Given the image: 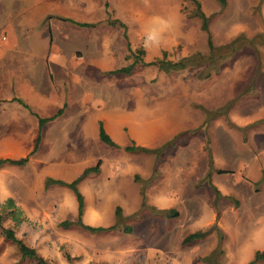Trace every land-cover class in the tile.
Returning <instances> with one entry per match:
<instances>
[{"label": "rangeland", "instance_id": "obj_1", "mask_svg": "<svg viewBox=\"0 0 264 264\" xmlns=\"http://www.w3.org/2000/svg\"><path fill=\"white\" fill-rule=\"evenodd\" d=\"M197 1L212 48L190 0H67L68 15L90 26L67 23L64 32L54 29L51 43L45 25L33 24L26 45L36 53L59 48L49 53V65L72 61L84 80L55 74L67 97L73 92L65 120L43 125L25 165L0 168V264H35L1 227L49 264H249L264 249L254 245L264 234V0ZM183 57L186 65L171 71L146 64ZM134 60L129 73L110 72ZM5 107L0 158L24 157L37 137L36 121L16 104ZM96 114L111 123L105 128L119 147L98 138ZM76 124L89 136L78 135ZM132 142L146 150H124ZM81 159L86 167L100 161L99 171L77 184L81 219L113 229L60 225L77 220V201L67 186L45 179L72 181L86 168ZM169 208L177 215L161 212ZM213 225L202 238L182 242Z\"/></svg>", "mask_w": 264, "mask_h": 264}, {"label": "crops", "instance_id": "obj_2", "mask_svg": "<svg viewBox=\"0 0 264 264\" xmlns=\"http://www.w3.org/2000/svg\"><path fill=\"white\" fill-rule=\"evenodd\" d=\"M66 4L67 0H0V117L3 116L4 112H7L5 105L16 104L18 105L19 110L22 108L30 111L36 121L35 123L38 131L37 137L39 132L43 129V125L46 123L45 122L42 127L39 128L38 117L50 118L57 114L58 111L62 110L59 115L56 117L54 116L52 120L50 119V121H47L45 126L59 117L65 120L67 115L65 110L68 106L67 101L70 102L73 96L72 92V96L67 97L68 90H65L63 86L54 83L55 74L60 76L62 72H72L76 74V78L80 79L79 81L74 80L75 82L82 83L84 80V74L82 73L83 68L72 61L65 63L63 66L53 63L55 69L52 65H49V53L55 51L61 52L59 48L56 47L55 49H52L50 46L45 51L41 50L40 53H36L34 52L35 50H31L26 45L27 40L31 38L30 34H34V23L39 22V24L43 26L45 25L46 30L42 29V32L46 31L49 34V41L51 43L54 29L56 31L64 32L66 29L71 28L67 23L71 22L72 24L74 22H83L82 20H76L77 18L73 15H68V11L65 7ZM83 7H85V3L83 4ZM86 11L92 12V7ZM22 56L25 57L24 60L22 59ZM35 56L38 57L37 63L34 62ZM25 60L28 62L30 61L31 64L29 65V68L26 66L28 63ZM26 70H28V72L23 73V71ZM78 73L81 74V77H79ZM16 99L21 100L28 106V108ZM95 116L96 119H98L99 126V117L101 116L100 114H96L94 117ZM117 117L121 123L125 122L124 113H119L116 115V118ZM103 118H105L106 122V120H109V115H104ZM144 123L146 125V122ZM110 124V122L107 124L105 123L103 126L104 128L106 125L107 127H110ZM75 127L77 134L81 135V137H85V135L89 136V130H84L83 124H80L79 126L76 124ZM109 129L110 128L106 130L105 128L106 132L119 147L118 140L113 135L112 129ZM130 138L131 136L128 137V139ZM261 157H264V150L260 153L259 158L261 159ZM79 164L86 167L84 166V159L78 160V165ZM89 164V159H85V165ZM253 171V169L250 171L251 175H254L252 176V179L256 180L257 177H259V173ZM262 237L260 238V241L254 245L262 246L264 248V234Z\"/></svg>", "mask_w": 264, "mask_h": 264}, {"label": "trees", "instance_id": "obj_3", "mask_svg": "<svg viewBox=\"0 0 264 264\" xmlns=\"http://www.w3.org/2000/svg\"><path fill=\"white\" fill-rule=\"evenodd\" d=\"M195 4L196 7V15H198L201 18V25L200 28L202 31L206 32L207 37H208V45L209 47H213L212 46V41L209 35V30H208V18L206 17L205 13L201 10L200 7V3L197 0H190ZM113 23V22H112ZM78 24V23H77ZM79 25H83V26H90L88 23H79ZM142 54V50H139V55ZM187 62V58L183 57L182 59L178 60V61H171V60H165V59H161V60H156V61H152V62H148L146 64H155L158 65L159 68L166 70V71H171L177 68H183L186 65ZM136 64V61L134 60L131 64L124 66V67H120L118 69H114L111 70V73H129L133 66ZM17 100V99H16ZM20 103H22L25 107L28 108V106L26 104H24L21 100H17ZM62 112V110L58 111L57 114H55L54 116L56 117L57 115H59ZM53 116V117H54ZM53 117L50 118H41L38 117V125L39 128L42 127V125L47 122L48 120L52 119ZM98 135H99V139L109 145V146H113V147H118V145L112 140V138L110 137V135L106 132L102 122H99V126H98ZM39 142V135L37 137V140L35 142V145L33 147V149L30 151V153H28L26 156L21 157V158H17V159H12V158H0V168L3 167L6 164L9 165H25L28 162L29 156L34 153L37 149V145ZM135 149H140V150H146L145 148H143L142 146H138L135 145L134 142H132L129 145L124 146V150H135ZM99 164L100 161H98L94 166H90L85 168L75 179H73L72 181L69 182H65L64 180L61 179H57V178H52V177H47L45 179V184L46 185H50V184H56V185H65L67 186L69 189H71V191L74 193L76 201H77V220L75 222L69 221V220H63L60 222V225L63 227H67L70 224H76L79 225L80 227L87 229L91 232H98V231H107L109 229H113L115 227V225H111V226H92V225H88L85 224L81 217L83 214V208H84V198L82 193L79 191L77 184L85 177L87 176L89 173H97L99 170ZM213 189L216 193H219L218 190L213 186ZM8 204V206H12V201L10 199H7L6 201ZM11 214L14 213V210H11ZM161 212L165 213V215L167 216H171L174 217L177 215V211L173 208H169V209H165V210H161ZM120 213V207H116L115 209V214L118 215ZM14 215V214H13ZM14 217V216H13ZM2 216L0 215V222H1ZM212 228H216V225H213L210 229L208 230H197L195 232L189 233L188 235H186L182 242L183 243H187V242H191L195 239H199L202 238L206 233H208V231H210ZM126 232H130L131 227L129 226H125L123 228ZM1 234L4 236V238L8 241L13 242L16 246L17 249L21 255L22 258H27L30 260H33L35 262V264H49L47 262V260L41 256L35 248L28 246L27 244H25L20 238H18L14 231L11 228H6V227H1ZM68 260H71L69 255H66ZM258 260H264V249L263 250H257L254 253V256L252 258V260L249 262V264H253L255 261ZM72 264V263H70Z\"/></svg>", "mask_w": 264, "mask_h": 264}]
</instances>
